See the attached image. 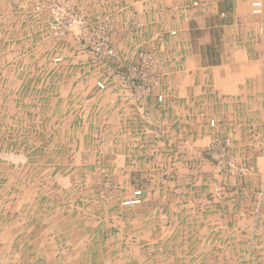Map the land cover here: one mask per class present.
Returning a JSON list of instances; mask_svg holds the SVG:
<instances>
[{"label": "crops", "instance_id": "1", "mask_svg": "<svg viewBox=\"0 0 264 264\" xmlns=\"http://www.w3.org/2000/svg\"><path fill=\"white\" fill-rule=\"evenodd\" d=\"M51 1L0 0L5 20L0 24V111L16 109L24 96L23 104L29 108L35 103L34 94L43 111L38 117L44 126L41 130L47 131L42 134L45 137L38 134L42 141H47L49 132L45 110L53 108L57 126H66V134L75 136L68 149L73 166L80 172L114 177L116 189L132 191L142 185V202L132 207H139L136 222L151 228L133 235L121 228L115 234L143 237L147 241L143 256L135 251L134 258H129L125 256L129 248L121 245L114 250L104 247L102 253L109 254V261L101 264H240L239 239L257 234L249 217L242 219L248 229L239 228L240 215L234 208L253 205L254 191L264 190V18L252 16L250 0H69L90 19L110 23L111 45L119 62L104 64L102 77L110 84L125 67L138 62L139 52L160 45L155 73L158 86L153 89L164 96L160 105L154 95L142 102L143 93L132 97L118 85L108 88L103 100L96 102L88 83L79 87L77 55L68 60V70L57 66L52 72L47 69L48 53L38 58L23 51L31 41L48 45L33 8ZM21 15L23 20L16 21ZM38 59L41 70L35 75L45 77L44 86L40 84L36 93L19 91L13 99L10 78H32L30 64ZM16 63L26 66L13 73ZM84 90L90 97L87 104L80 96ZM54 95L56 105L48 107ZM241 109L252 111L251 116H241ZM255 110L263 112L254 117ZM68 111L70 118L64 117ZM207 113L215 117L213 129ZM224 137L231 142L230 169L217 164L219 150L213 147ZM127 174L129 183L123 185L120 177ZM131 175L140 179L133 180ZM227 180L231 186L225 192ZM131 191L126 199L132 198ZM246 197L248 202L242 200ZM107 212L104 225L112 228L111 222L123 214ZM260 214L261 227L264 212ZM229 222L231 227H227ZM39 233L46 243L47 232ZM227 239H235L236 245H227ZM10 253L0 264H16L17 260V264H60L56 259L50 263L30 259L24 247Z\"/></svg>", "mask_w": 264, "mask_h": 264}, {"label": "rangeland", "instance_id": "2", "mask_svg": "<svg viewBox=\"0 0 264 264\" xmlns=\"http://www.w3.org/2000/svg\"><path fill=\"white\" fill-rule=\"evenodd\" d=\"M68 1L54 0L45 6L41 4L34 6V17L37 22L40 21L39 23L42 24V31L45 32V37L49 43L46 47H42V44L31 41L30 45L24 46L23 51L31 53V55L37 54L38 58L39 55L48 53L49 66L47 69L52 72L57 66L62 68L66 64H71L68 60H72L77 55L78 59H80L78 66L81 69L79 87L81 88L84 84L86 86L88 83L87 86L90 85L92 87L96 102L103 100L101 97H103L104 92L109 90L108 88L118 85V88L127 90L132 97L136 96L137 93H143L142 102L154 95L160 105L162 100L159 102L157 99L164 96L153 93V89L158 86L155 73L160 65V56L158 54L160 45H150L139 52L138 62L125 67L124 72L117 79L115 78V81L111 79L112 82L110 84L106 78L102 77L104 64L109 62L119 64L117 55L111 45V39L110 47L114 52V57L110 59L100 58L95 54L92 47L82 40V29L80 27H72L66 30L64 34H60L51 28L55 14L58 12L57 14L61 16L60 12L65 6L72 9L87 23L94 24L102 21L109 25L110 23L104 19H90L85 13L70 5L71 3ZM2 12L0 10V24L5 22ZM252 16L260 20L264 18V10L262 14H252ZM20 17L21 19L16 21L23 20V15ZM131 32L133 33L134 31L131 30ZM144 52L152 53L153 61L140 59V53ZM25 66L26 63H16L13 73L19 72L20 67L24 68ZM69 67L65 66L64 70H68ZM30 69L31 73H33L32 78H10L12 81L11 86H14L11 87V89H14L13 95H11L13 99L16 98L17 95L15 94L19 91L28 93L31 90L36 93L40 84L44 86L45 77L38 78L35 75L41 70L40 60L31 62ZM98 83H102L104 88H99ZM94 85L95 88H93ZM85 86L83 87L84 89ZM50 87L51 85L45 91L48 92ZM80 96L85 99V104H87L86 98L90 97L87 96L85 90L80 93ZM55 97L54 95V99L49 102L48 107L52 108L56 105L54 103ZM27 98L28 96H26ZM24 99L25 96L24 98L20 97L21 103L14 110L0 111V261H3V257L11 254L10 252L17 247L18 249L26 248L30 259L49 263L56 259L60 264H101L106 260L109 261V254L102 253L103 248L109 247L114 250L119 248L120 245L124 248H129L125 256L134 258L135 254L133 255L132 253L140 251L137 253L142 257V248L144 245L147 246V241L143 237L138 236V238L132 239L122 236L120 238L116 237L115 234L120 233L121 228L127 229L128 233L132 232V235L137 231L142 232L147 226L146 229L151 228L149 225L142 228L140 222H136L135 218L139 216V207H132L138 206L142 202V185L135 189L131 187V189L133 188L132 191L120 190L116 189L112 184L113 182L117 183V180H113L115 179L114 177L105 174L80 172L77 166H73L74 158L68 153V149L75 139L74 134L67 135L66 126H57L54 120L56 119L55 111L52 108V110H45V116L48 117V119H45L46 128L49 129V132L47 141H42L38 134H46L47 131L41 130V127L44 126L40 124L38 119L42 111L39 109L40 104L39 102H37L38 104L36 103L35 95L33 94V102L35 103L31 104V109L30 107L25 108L29 105L23 104ZM37 101H39L38 98ZM84 106L86 107V105ZM68 112L65 113L64 117H72L71 111ZM239 112L241 116L244 115L247 118L252 113V111L244 109ZM262 112L255 110L253 116L259 117ZM81 113L79 112L78 114L80 117ZM212 115L207 113L211 129L215 128V126L211 125V122H214L215 119ZM70 129H73V127ZM42 136L45 137L44 135ZM34 138L37 139L34 140ZM219 143L213 145V147H218L219 150L216 162L219 165L225 164L230 169L231 158H229V153L231 142L227 138L225 140L224 137V141L220 140ZM30 152L31 156H29ZM75 160L78 161V158H75ZM85 163L87 162L85 161ZM129 176L127 174L120 177L123 178V180L119 179L123 185L125 183L128 185ZM131 176H133V180L138 181L140 179V176ZM238 176L242 177V173L239 172ZM6 181H9L8 184ZM230 186V181H225V192L228 191ZM130 191L132 198L126 199L125 195H128L127 193ZM233 191L236 192L235 189ZM11 194L15 195V197L13 196L14 199L12 197L15 203L14 206L9 205ZM252 195L253 199H255L253 205L250 204L248 206L247 203H244L234 208L240 215L239 221L237 220L239 228L242 230L248 229L243 224L242 219L249 217L250 220L255 222L256 227L254 229L256 228L255 233L257 234V236H247L239 239L237 253L240 264H264V234L262 235L258 230V228L262 229L264 233V224L261 227L259 224L261 223L259 222L260 213L264 212V190L262 188L256 189ZM249 198L252 201V196ZM129 199H140L141 201L138 204H134V201H137L134 200L131 202L132 205L124 203L125 200ZM247 199L248 197L242 200L248 202ZM114 203L118 205L113 206L115 205ZM29 204H32V206H28ZM109 209H112L110 210L112 212L115 211L116 214H123L121 217L118 216L114 222H111L112 228H109L107 224L104 225L105 211L108 210L107 213L110 214ZM121 209H123V213ZM144 223L146 224L147 222ZM235 224L237 226V223H234L233 227ZM229 225L231 227L230 222L227 223V227ZM52 226L54 228L50 231ZM164 226L167 227V223H164ZM122 229L121 232L123 231ZM40 231L47 232L48 237L44 244L45 237L39 233ZM111 235L112 237H110ZM56 239H59V242H56ZM226 241L227 245H236L235 239L230 242L229 239ZM18 258L20 257L18 256ZM11 262L9 263L12 264ZM17 263H19L18 260L16 261Z\"/></svg>", "mask_w": 264, "mask_h": 264}, {"label": "built area", "instance_id": "3", "mask_svg": "<svg viewBox=\"0 0 264 264\" xmlns=\"http://www.w3.org/2000/svg\"><path fill=\"white\" fill-rule=\"evenodd\" d=\"M251 12L254 15H260L263 12L264 2L263 0H250ZM58 13V12H57ZM55 14L53 22L51 23V28L60 34H64L66 30L78 26L82 29V40L89 44L95 54L100 58H113L114 52L110 47V35L111 28L105 21L99 23H90L83 20L78 16L72 9L65 6L62 8V12ZM152 53H140V59H149L153 61ZM99 88H104L102 83L97 84ZM159 102L162 100L161 97L157 99ZM213 125V121L211 122ZM134 204L140 203L139 199H136Z\"/></svg>", "mask_w": 264, "mask_h": 264}, {"label": "bare ground", "instance_id": "4", "mask_svg": "<svg viewBox=\"0 0 264 264\" xmlns=\"http://www.w3.org/2000/svg\"><path fill=\"white\" fill-rule=\"evenodd\" d=\"M124 203H126V204H131V202H130V201H126V202H124Z\"/></svg>", "mask_w": 264, "mask_h": 264}]
</instances>
